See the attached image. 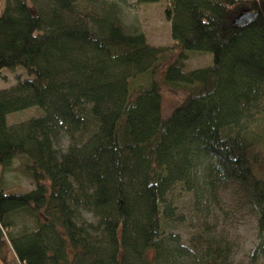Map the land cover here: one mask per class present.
Masks as SVG:
<instances>
[{
    "label": "trees",
    "instance_id": "1",
    "mask_svg": "<svg viewBox=\"0 0 264 264\" xmlns=\"http://www.w3.org/2000/svg\"><path fill=\"white\" fill-rule=\"evenodd\" d=\"M97 1L4 0L0 73L26 78L0 90V169L19 160L33 188L6 192L0 176V264H228L229 245L202 228L183 238L168 200L178 190L208 211L228 182L250 188L264 257V156L250 130L264 103V0H169L174 58ZM185 52L211 64L185 72ZM161 85L183 94L167 115ZM31 107L43 114L7 124Z\"/></svg>",
    "mask_w": 264,
    "mask_h": 264
},
{
    "label": "rangeland",
    "instance_id": "2",
    "mask_svg": "<svg viewBox=\"0 0 264 264\" xmlns=\"http://www.w3.org/2000/svg\"><path fill=\"white\" fill-rule=\"evenodd\" d=\"M101 2L104 3L105 10L99 9V11L117 17L126 34L142 33L150 47L167 48L171 51L172 58L175 57L178 49L174 47L170 36V22L164 13L169 0L145 4H138L136 0H102L97 1V4ZM4 5V0H0V11ZM184 55L186 58L185 72L201 69L211 64L210 54L185 52ZM25 78L26 75L20 68L14 72L3 70L0 73V90L8 89L18 80ZM157 79L161 82L162 73L157 75ZM182 99V93L172 92L161 85V107L164 115L169 114ZM42 114L41 109L31 107L7 115L6 122L8 125H14ZM253 117L254 121L250 130L257 139L256 157L258 158L264 156V103ZM66 145L67 142L64 140V148ZM1 175L6 192H27L33 188V183L26 175L19 160H13L10 168L3 173L0 169ZM168 200L175 207V218L182 222V227L178 232L186 241L202 228L204 234H209L229 245L231 252L228 264H264V257L254 255L255 247L259 243L258 217L257 208L252 202L248 186L228 182L221 191L217 192L208 211L193 208L190 194H184L178 190ZM19 221L31 225L29 219L19 218Z\"/></svg>",
    "mask_w": 264,
    "mask_h": 264
},
{
    "label": "water",
    "instance_id": "3",
    "mask_svg": "<svg viewBox=\"0 0 264 264\" xmlns=\"http://www.w3.org/2000/svg\"><path fill=\"white\" fill-rule=\"evenodd\" d=\"M257 16V13H242L240 14L236 20L234 21L235 25H242V24H247L251 21H253V19Z\"/></svg>",
    "mask_w": 264,
    "mask_h": 264
}]
</instances>
